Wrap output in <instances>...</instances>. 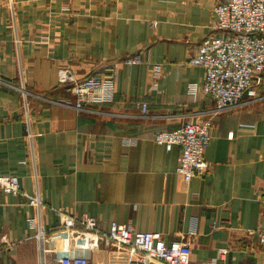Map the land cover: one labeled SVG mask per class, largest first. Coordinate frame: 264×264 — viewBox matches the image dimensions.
Wrapping results in <instances>:
<instances>
[{
	"label": "crops",
	"instance_id": "1",
	"mask_svg": "<svg viewBox=\"0 0 264 264\" xmlns=\"http://www.w3.org/2000/svg\"><path fill=\"white\" fill-rule=\"evenodd\" d=\"M220 1L0 0V172L17 175L44 203L39 219L25 197L0 192V264H40L34 236L58 227L59 212L96 219L102 234L114 221L167 243L187 241L198 264L219 261V249L227 250L222 264H264L256 236L264 82L261 99L215 114L201 91L203 69L186 65L214 35ZM136 54L143 64L124 62ZM113 66L114 101L89 111H77L57 82L60 68L83 79ZM205 121V173L186 184L176 173L180 149L166 151L153 135ZM81 254L90 264H127L117 245Z\"/></svg>",
	"mask_w": 264,
	"mask_h": 264
},
{
	"label": "built area",
	"instance_id": "2",
	"mask_svg": "<svg viewBox=\"0 0 264 264\" xmlns=\"http://www.w3.org/2000/svg\"><path fill=\"white\" fill-rule=\"evenodd\" d=\"M214 35L204 39L186 65L203 69L201 91L213 100V112L238 107L245 102L261 99L258 88L264 82V0H222L213 7ZM153 23V27H155ZM129 65L143 64L141 55L124 59ZM115 66L106 72L76 79L69 68L57 71V82L66 86L73 96L77 111L114 101ZM197 85H189L192 95ZM248 98V100H244ZM141 116L147 115V105H138ZM24 123L28 124V107L24 108ZM211 121L186 122L173 131H157L155 144L168 152L180 149L176 173L188 184L205 173V152L212 139ZM29 139L31 133H27ZM34 160L33 149L30 152ZM0 192L14 197L23 196L40 219L44 203L39 194L29 195L20 186L15 174L0 172ZM58 227L39 229L34 236L40 253V264H90L81 253L98 250L101 245H117L127 249V264H198L191 260L190 245L178 240L167 243L160 233L135 232L131 225L110 223L109 232L102 234L96 219L87 215L59 212ZM258 245L264 252V219L256 233ZM88 238L85 244L82 239ZM226 249H219L218 259L201 264H222Z\"/></svg>",
	"mask_w": 264,
	"mask_h": 264
},
{
	"label": "bare ground",
	"instance_id": "3",
	"mask_svg": "<svg viewBox=\"0 0 264 264\" xmlns=\"http://www.w3.org/2000/svg\"><path fill=\"white\" fill-rule=\"evenodd\" d=\"M82 241L86 244L88 242V238H83Z\"/></svg>",
	"mask_w": 264,
	"mask_h": 264
}]
</instances>
